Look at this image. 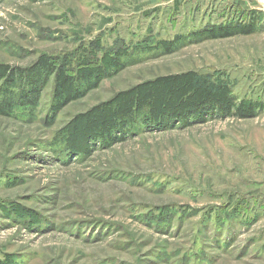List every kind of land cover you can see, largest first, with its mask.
<instances>
[{
  "label": "rangeland",
  "instance_id": "1",
  "mask_svg": "<svg viewBox=\"0 0 264 264\" xmlns=\"http://www.w3.org/2000/svg\"><path fill=\"white\" fill-rule=\"evenodd\" d=\"M248 18L233 0H0V65L70 57L76 70L91 50L125 51L60 110L53 75L36 107L0 115V264H264V109L63 140L163 76L192 72L264 105V16L252 35L190 37Z\"/></svg>",
  "mask_w": 264,
  "mask_h": 264
},
{
  "label": "trees",
  "instance_id": "2",
  "mask_svg": "<svg viewBox=\"0 0 264 264\" xmlns=\"http://www.w3.org/2000/svg\"><path fill=\"white\" fill-rule=\"evenodd\" d=\"M243 11L249 14V18L245 21L242 19L241 23L235 21L200 29L194 31L190 37L215 40L252 35L260 28L264 14L257 10ZM180 40L181 37L172 42L162 41L159 48L164 52H171L175 43ZM112 54L115 55L114 58L110 56ZM124 55L125 51L114 50L113 53L105 55V60L109 66L118 68L123 65L121 58ZM105 56L100 57L97 50H91L87 58L79 62L76 70L71 68L74 62L70 57L64 61L63 68L59 67L60 63L52 62L49 58H44L35 69L27 72L0 65V94L4 96V100L0 101V115H10L16 106L36 107L38 97L53 75L57 76L55 88L59 98L55 110H60L74 95L86 88L90 79H94L96 75H105V68L99 65ZM85 61H91V67H86ZM263 109L264 105L260 102L246 103L237 100L226 85L215 86L198 78L195 73L188 72L159 77L134 91L120 94L112 104L94 108L89 115L78 117L75 130L67 131L63 140L68 146V143L70 145L74 140L82 138L83 134L87 137L97 134L98 139L105 143L100 137L106 136V140H110V137L120 131L139 128L140 123L142 126L168 129L194 122L205 123L209 119H251Z\"/></svg>",
  "mask_w": 264,
  "mask_h": 264
},
{
  "label": "crops",
  "instance_id": "3",
  "mask_svg": "<svg viewBox=\"0 0 264 264\" xmlns=\"http://www.w3.org/2000/svg\"><path fill=\"white\" fill-rule=\"evenodd\" d=\"M233 5L243 10H257L264 14V0H233Z\"/></svg>",
  "mask_w": 264,
  "mask_h": 264
}]
</instances>
